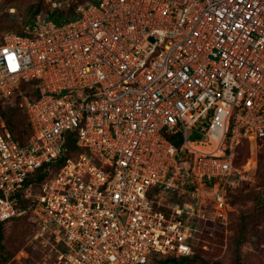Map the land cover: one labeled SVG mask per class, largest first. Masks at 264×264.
Listing matches in <instances>:
<instances>
[{"label":"built area","instance_id":"2783aa9c","mask_svg":"<svg viewBox=\"0 0 264 264\" xmlns=\"http://www.w3.org/2000/svg\"><path fill=\"white\" fill-rule=\"evenodd\" d=\"M14 94L32 133L20 145L0 124V222L29 200L52 264L191 255L199 222L227 221L236 147L264 138V0H98L63 24L37 18L0 42V100ZM68 133L81 151L35 187Z\"/></svg>","mask_w":264,"mask_h":264},{"label":"rangeland","instance_id":"374dc122","mask_svg":"<svg viewBox=\"0 0 264 264\" xmlns=\"http://www.w3.org/2000/svg\"><path fill=\"white\" fill-rule=\"evenodd\" d=\"M92 1L0 0V42L8 34L26 31L27 20H43L58 11L68 18L70 13H76L80 6ZM54 3L57 6H53ZM38 5L39 13L33 16ZM188 137L191 142L205 140L195 130L188 131ZM236 167L241 174L227 192L231 210L226 223L204 224L193 251L201 260L186 264H235L234 249L241 231L244 233L240 246L243 264H264V140L243 143ZM4 232L7 249H17L6 264H49L52 261L53 253L43 252L32 239L34 228L29 218L4 223Z\"/></svg>","mask_w":264,"mask_h":264},{"label":"trees","instance_id":"16d2710c","mask_svg":"<svg viewBox=\"0 0 264 264\" xmlns=\"http://www.w3.org/2000/svg\"><path fill=\"white\" fill-rule=\"evenodd\" d=\"M98 2V0H93L92 2H88L85 5L91 4V3H95ZM40 10V6H36L34 12H33V16L38 15ZM58 10V9H56ZM76 16V13H70L69 17L66 18L63 16L62 12H57V13H52L48 18L43 19L42 21L44 22H48V21H52L54 23L57 24H63L67 21H69L70 19L74 18ZM34 19L32 18L31 20H27V22L25 23L27 26V30L29 28H31L34 25ZM26 30V31H27ZM26 31H20L19 33H16L18 35H25ZM34 84L33 81L27 82V83H22L20 85V90H22L24 93L26 94H30V93H34V91L32 90V85ZM19 103H20V97L18 94H14L13 96H11L8 100H0V124L3 123L11 132L13 139L18 142L20 145H24L29 137L31 136V128H30V124L26 115V112L19 107ZM264 138L261 140L263 141ZM76 136L74 133H68L66 135V140H65V153L64 155L51 167V173H49L47 171V165H43L42 167L36 169L35 171H33L29 177L28 180H36L35 181V187L39 186L40 184H42L46 179L51 178L56 172L57 170L62 166V164L65 162L66 159L68 158H74L80 151L81 149L77 146L76 144ZM174 144H176L177 146H180L179 143H176L175 141H173ZM248 141H244L243 143H247ZM240 144L238 147H236V156H235V165H236V160L239 154V150L240 147L243 145ZM154 191L156 193H158L160 190L157 188H154ZM31 205V202L29 200L26 199H21L20 200V206L22 208H26L27 212L21 216V217H16L11 219V222L13 221H18V220H25V219H30L32 224H33V228L35 231L36 228V223L34 222L32 216H31V212L29 209V206ZM208 222H219L218 220L215 221H208ZM207 223V222H206ZM220 223V222H219ZM198 227L203 229L202 223H198L197 225ZM34 233V232H33ZM201 235V233L199 234V236ZM13 237H14V233H13ZM5 232H4V223L0 222V264H6L8 263L14 256V251H9L6 247V243H5ZM244 239V233L243 231H241L236 246H235V255H234V263L235 264H243L242 260H241V254H240V246L243 243ZM193 247V251H194ZM19 250V249H18ZM17 251V249H16ZM15 251V252H16ZM54 255L52 257V261H50L49 264H52L51 262L54 261ZM196 260H201L199 259L196 255H193V253L191 255L188 256H183V255H178V254H172V255H168V256H156L153 255L151 257V260L149 261L148 264H186V263H191V262H195Z\"/></svg>","mask_w":264,"mask_h":264}]
</instances>
